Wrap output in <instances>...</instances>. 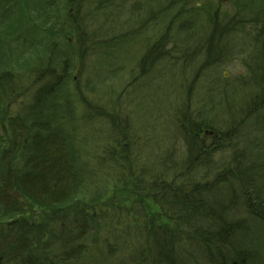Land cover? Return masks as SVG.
Returning <instances> with one entry per match:
<instances>
[{
	"label": "trees",
	"instance_id": "trees-1",
	"mask_svg": "<svg viewBox=\"0 0 264 264\" xmlns=\"http://www.w3.org/2000/svg\"><path fill=\"white\" fill-rule=\"evenodd\" d=\"M12 1L0 0V6ZM137 1L140 13H133L139 16L142 6L150 10V3L159 0ZM179 1L166 0L161 12ZM185 1L191 0H182L179 12L204 10L210 15L207 26L190 34L200 39L187 50L167 34L149 47L142 66L147 70L174 62L180 74L191 64L201 80L184 84L180 101L168 89L154 99L153 129L139 148L133 147L131 121L111 116L106 136L113 147L91 162L90 150L76 146L74 139L80 136L84 143L96 137V146L105 139L87 121L92 116L88 111L78 122L66 116V102L60 104L54 95L62 76L53 72L54 65L23 74L0 72V104L12 109L10 95L19 94L22 100L31 95L29 103L19 104L21 100L0 116V224L7 226L5 232L0 229V264H264V0L235 2L232 13L214 0L194 6ZM122 2L104 3L116 10L115 4ZM42 13L38 10L31 18ZM74 16L68 14L58 31L76 39L90 29L91 20ZM182 16L177 12L175 19ZM51 18L50 27L56 24L55 15ZM21 19L22 30L29 21L25 14ZM244 44L250 52L237 60L242 67L238 72L230 63ZM24 77L31 79L27 86L21 85ZM5 85L9 91L3 97ZM192 95L194 101L201 99L200 106ZM107 170L118 183L125 180L133 187L136 204L128 212L130 222L119 213L109 221L114 229L102 233L77 211L52 225L47 236L32 235L23 217L30 206L62 211L80 196L84 176L92 173L97 180ZM147 199L168 222L156 221L144 204Z\"/></svg>",
	"mask_w": 264,
	"mask_h": 264
},
{
	"label": "rangeland",
	"instance_id": "rangeland-1",
	"mask_svg": "<svg viewBox=\"0 0 264 264\" xmlns=\"http://www.w3.org/2000/svg\"><path fill=\"white\" fill-rule=\"evenodd\" d=\"M23 1L15 0L0 6V72L7 70L6 73L11 71L15 74L17 71H22L23 74L25 70L32 72L40 67L46 68L44 66L48 64L54 65L53 72L63 76L56 84L57 90L54 95L58 101H61L60 104L66 102L63 104L66 116L71 118L73 115L74 121L78 122L80 116L88 111L86 114H92V116L87 121L91 119V127L98 128L97 131L105 139L98 146L95 144L96 137L95 140L93 137V139L87 137L84 143L82 139H79L80 136L74 139L76 146L84 151L90 150L91 162L96 161L97 156L104 158L106 148L113 147L111 143L114 144V141L106 136V132L112 128L109 117L125 115L131 121L134 142L137 144L133 147L139 148L149 137L146 133L153 129L151 124L153 114L150 111L153 108L154 99L159 98L168 89V91H174L173 94L178 95L174 99L180 101L185 97L182 91L185 89L183 85L197 84L201 80V77L194 75L196 68L191 64L183 67L180 74L179 70L171 65L174 62H168V64L163 62L160 65L157 61V66L150 65L147 70L142 66V57L149 47H153L158 39L163 40L167 34L169 38L179 42L187 50L200 39L201 36L196 37L197 34L194 36L190 34L196 30L199 32L203 25L207 26L210 15L207 14V16L204 10L191 11L189 14H186L188 11L185 14L179 12L182 0L170 5L166 12H161V7H166V0H159L158 3L151 2L150 10L142 6L139 16L133 13V10L139 6L136 5L137 0L123 2L121 0L122 6L118 1L119 3L115 4L118 7L116 10L112 9V5L108 6L104 3L106 0H80L79 2L82 3L79 4L78 10L74 8L77 0H26L25 3ZM206 1L209 0H191L185 3L191 6L199 3L205 5ZM243 1L251 4L253 0H214L219 7L228 9L230 13L236 7L235 2ZM39 5L42 9L38 7ZM38 10L44 13L31 18V15H35ZM135 11L137 14L140 13ZM177 12L184 16L176 20ZM70 13L75 15L73 18L91 20L90 29L84 31L85 33L79 37L75 35L76 39L73 38V34L65 37L58 31L59 25L64 23V18ZM24 14L27 16L29 25L21 30L23 22L21 18ZM53 15H55L56 24L50 27ZM46 27L49 28L46 29ZM42 29L46 30L41 31ZM186 31L189 37L184 36ZM106 39L110 42H106ZM95 40L100 45L94 43ZM248 47L249 45L244 44V47L236 50L240 56L230 63L232 70L239 72L242 69L237 60L245 58L246 53L250 52ZM235 49L234 45V51ZM27 67L30 69H26ZM29 80L31 79L28 77L22 78L21 85L25 86ZM43 84L44 82L38 83L36 87L29 90L28 94L30 92L32 94ZM5 86L6 89L2 92L3 97L8 95L6 92L9 91L7 85ZM195 93L193 92V95ZM30 96L22 100L19 94L10 95L12 109L11 106L5 107V103L0 104V116L7 114L9 109L17 108L21 100L19 104L29 103ZM195 96L192 97L193 102L200 106L202 101L197 96L195 102ZM176 108L181 107L176 106ZM125 166L128 165L125 164ZM135 169L138 172L137 165ZM107 172L106 177L97 180L92 173L84 176L85 188H82L84 191L81 190L80 196L66 204L62 211L53 213L45 207L30 206L28 213H25L23 217L32 226V235L34 236L36 232V234L47 236L46 233L51 232L52 225L62 224L65 219L67 220V215L74 216L77 211L86 215L93 226L102 233H107L108 229V231L114 229L115 223H109V221L119 217V213H122L123 218L124 214H127L129 218L126 220L130 222L132 216L128 212H131V207L136 204L132 195L133 187L126 185L128 182H124L125 180L118 183L115 176H111L108 170ZM144 204L146 207L149 206V211L155 215L156 221L168 222L165 216L160 215L159 207L152 199L144 200ZM88 210H91L92 214L87 213ZM3 224H0V229L5 232L7 226ZM124 226L123 228H126V225ZM119 228L121 227L117 229ZM20 233L22 235L23 230Z\"/></svg>",
	"mask_w": 264,
	"mask_h": 264
}]
</instances>
